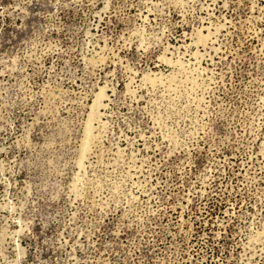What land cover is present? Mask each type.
<instances>
[{"label":"rangeland","instance_id":"obj_1","mask_svg":"<svg viewBox=\"0 0 264 264\" xmlns=\"http://www.w3.org/2000/svg\"><path fill=\"white\" fill-rule=\"evenodd\" d=\"M0 264H264V0H0Z\"/></svg>","mask_w":264,"mask_h":264}]
</instances>
